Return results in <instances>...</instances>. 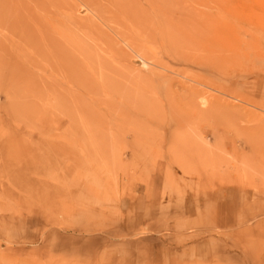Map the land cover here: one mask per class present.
Returning a JSON list of instances; mask_svg holds the SVG:
<instances>
[{
	"label": "rangeland",
	"instance_id": "374dc122",
	"mask_svg": "<svg viewBox=\"0 0 264 264\" xmlns=\"http://www.w3.org/2000/svg\"><path fill=\"white\" fill-rule=\"evenodd\" d=\"M48 1L0 0V264H264V0Z\"/></svg>",
	"mask_w": 264,
	"mask_h": 264
},
{
	"label": "bare ground",
	"instance_id": "6f19581e",
	"mask_svg": "<svg viewBox=\"0 0 264 264\" xmlns=\"http://www.w3.org/2000/svg\"><path fill=\"white\" fill-rule=\"evenodd\" d=\"M31 1V0H30ZM44 1V0H43ZM47 1V4H48V0H46ZM80 1H83L84 2V7L86 6L88 9H90V11L91 10H93V11H95V13H97V14H99V11H100V7H99V5H97L96 4V2H94L93 0H80ZM102 2H104V0H101ZM9 2V1H8ZM55 2H56V4H58L60 7H59V9H62L63 11H68L69 9H71V5L72 4H70V3H68L66 0H55ZM11 3H12V1H11ZM82 3V2H81ZM10 4V3H9ZM50 4V3H49ZM15 5V4H14ZM33 5H35V4H33ZM126 5V4H125ZM37 6V5H36ZM73 6V5H72ZM15 7V6H14ZM34 7V6H33ZM85 7V8H86ZM49 8V7H48ZM50 9V8H49ZM71 10H73V9H71ZM70 10V11H71ZM66 16V15H65ZM67 16H68V14H67ZM65 18H67V17H65ZM109 19V18H108ZM85 21V20H84ZM88 21H89V19H88ZM87 21V22H88ZM101 21V20H100ZM112 21V20H111ZM91 22V21H90ZM83 24V23H82ZM85 24V23H84ZM81 25V24H80ZM211 27V26H210ZM215 28V27H214ZM188 101V100H187Z\"/></svg>",
	"mask_w": 264,
	"mask_h": 264
},
{
	"label": "crops",
	"instance_id": "0c3cea01",
	"mask_svg": "<svg viewBox=\"0 0 264 264\" xmlns=\"http://www.w3.org/2000/svg\"><path fill=\"white\" fill-rule=\"evenodd\" d=\"M146 202H147V197L140 192V194H138L134 203H132L131 206L135 212H137L138 210L142 212L145 210Z\"/></svg>",
	"mask_w": 264,
	"mask_h": 264
}]
</instances>
